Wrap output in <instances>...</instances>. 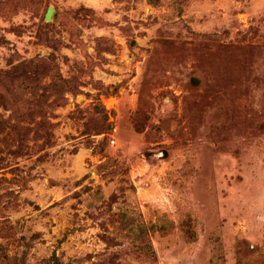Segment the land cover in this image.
<instances>
[{
    "label": "rangeland",
    "instance_id": "1",
    "mask_svg": "<svg viewBox=\"0 0 264 264\" xmlns=\"http://www.w3.org/2000/svg\"><path fill=\"white\" fill-rule=\"evenodd\" d=\"M0 264H264V0H0Z\"/></svg>",
    "mask_w": 264,
    "mask_h": 264
},
{
    "label": "water",
    "instance_id": "2",
    "mask_svg": "<svg viewBox=\"0 0 264 264\" xmlns=\"http://www.w3.org/2000/svg\"><path fill=\"white\" fill-rule=\"evenodd\" d=\"M52 14H53V8L50 7L49 10H48V12H47V15H46V20L47 21H50L51 20Z\"/></svg>",
    "mask_w": 264,
    "mask_h": 264
}]
</instances>
